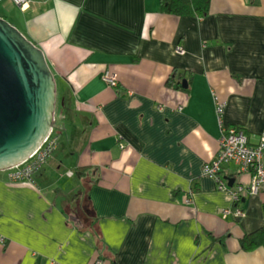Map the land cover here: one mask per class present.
<instances>
[{
  "label": "crops",
  "instance_id": "obj_1",
  "mask_svg": "<svg viewBox=\"0 0 264 264\" xmlns=\"http://www.w3.org/2000/svg\"><path fill=\"white\" fill-rule=\"evenodd\" d=\"M4 1L64 97L59 143L33 180L0 171V264H264V245L241 243L264 225V183L245 216H225L233 197L203 172L223 125L245 127L252 143L264 132V0H211L207 16L168 13L162 0H31L27 14ZM225 173L253 178L236 163ZM55 176L74 179L75 199ZM84 200L100 244L82 229Z\"/></svg>",
  "mask_w": 264,
  "mask_h": 264
},
{
  "label": "water",
  "instance_id": "obj_2",
  "mask_svg": "<svg viewBox=\"0 0 264 264\" xmlns=\"http://www.w3.org/2000/svg\"><path fill=\"white\" fill-rule=\"evenodd\" d=\"M57 105L58 83L44 50L0 15V171L34 154L54 127Z\"/></svg>",
  "mask_w": 264,
  "mask_h": 264
},
{
  "label": "built area",
  "instance_id": "obj_3",
  "mask_svg": "<svg viewBox=\"0 0 264 264\" xmlns=\"http://www.w3.org/2000/svg\"><path fill=\"white\" fill-rule=\"evenodd\" d=\"M4 1V0H0ZM18 5L26 14L34 11L31 0H10ZM184 51V49H182ZM103 79L110 85H118L116 74L107 71L103 74ZM216 109L221 123L223 124V114L226 110V103L216 95ZM59 136L54 130L48 135L43 143L38 147L32 156L17 166L8 169L9 180L31 179L33 175L46 164L48 158L53 154L58 145ZM220 150L218 155L204 164L203 172L218 184V187L231 193L234 206L224 209V215L234 214L243 217L246 209L242 206V199L246 196L258 193L264 183V132L261 133L258 142L252 143L247 129L241 125H223L222 134L219 138ZM231 163H236L243 170L253 171L251 183L229 184L225 169ZM189 202L192 200L189 199ZM0 244L7 245L5 236H0Z\"/></svg>",
  "mask_w": 264,
  "mask_h": 264
},
{
  "label": "trees",
  "instance_id": "obj_4",
  "mask_svg": "<svg viewBox=\"0 0 264 264\" xmlns=\"http://www.w3.org/2000/svg\"><path fill=\"white\" fill-rule=\"evenodd\" d=\"M163 8L166 12L172 14H187V15H197V16H207L210 12L211 0H162ZM172 79H170L171 81ZM57 125V120H55ZM79 169V174L82 176L86 174V171L91 168V166H84ZM84 168V169H83ZM86 170V171H85ZM242 199V203L245 202ZM76 212L85 220V230H91L96 235L97 241L101 243L98 221L99 216L96 213L95 208L91 203L85 200L77 206ZM242 247L246 251L254 250L262 245H264V225L259 229L246 233L241 238Z\"/></svg>",
  "mask_w": 264,
  "mask_h": 264
},
{
  "label": "rangeland",
  "instance_id": "obj_5",
  "mask_svg": "<svg viewBox=\"0 0 264 264\" xmlns=\"http://www.w3.org/2000/svg\"><path fill=\"white\" fill-rule=\"evenodd\" d=\"M0 15H2V16L5 15L4 17H6L10 22L15 24L25 34V31L23 29L24 28L23 22H22L24 16L22 15V13L19 10H15L13 12L9 9L7 10L5 1H1L0 2ZM58 79H59V80H57L58 98L61 99L64 97V86H63L62 80L60 78H58ZM60 106L62 108V104H61V102H59V99H58V109ZM54 123H55V120H54ZM58 124H59V122H58ZM46 175L47 174H45V176ZM55 178H59V180H57V182H58L57 187H59L61 189L60 193L63 195V197L64 198L70 197L72 199H75L76 195L78 194L79 189H77L76 182L74 181V179H67V178L61 179L58 176H55Z\"/></svg>",
  "mask_w": 264,
  "mask_h": 264
},
{
  "label": "bare ground",
  "instance_id": "obj_6",
  "mask_svg": "<svg viewBox=\"0 0 264 264\" xmlns=\"http://www.w3.org/2000/svg\"><path fill=\"white\" fill-rule=\"evenodd\" d=\"M57 106H58V105H57ZM55 120H56V119H55ZM52 130L55 131V133L57 134V136H59V139H60V135L58 134V129L56 128V123H54V127H53ZM58 143H59V141H58Z\"/></svg>",
  "mask_w": 264,
  "mask_h": 264
}]
</instances>
